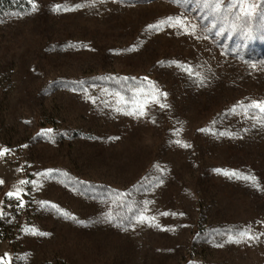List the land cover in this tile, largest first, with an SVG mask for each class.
Wrapping results in <instances>:
<instances>
[{
    "label": "rangeland",
    "instance_id": "obj_1",
    "mask_svg": "<svg viewBox=\"0 0 264 264\" xmlns=\"http://www.w3.org/2000/svg\"><path fill=\"white\" fill-rule=\"evenodd\" d=\"M7 1L0 147L12 151L0 158V256L12 264H264V237L228 241L248 227L264 233V190L215 171L254 175L264 188V125L237 107L264 101V0H250L248 16L229 6L235 0L218 13L197 0H104L69 12L52 7L85 0H35L38 10L22 16L12 15L20 0ZM181 13L195 35L147 27ZM148 82L167 93L168 108L153 104L144 118L115 110L113 93L130 96ZM48 129L51 139L38 135ZM37 179L39 188L21 186L24 208L6 197L20 180ZM145 201L160 227L133 219ZM28 226L49 235L26 234Z\"/></svg>",
    "mask_w": 264,
    "mask_h": 264
},
{
    "label": "snow or ice",
    "instance_id": "obj_2",
    "mask_svg": "<svg viewBox=\"0 0 264 264\" xmlns=\"http://www.w3.org/2000/svg\"><path fill=\"white\" fill-rule=\"evenodd\" d=\"M180 2H185V0H180ZM198 3H203L205 8H210L213 12H219L221 10V6L223 3V0H197ZM97 3H104V0H85L84 3H77L72 6H68L66 4H56L52 7V11L54 12H69V11H75L84 7H94ZM25 5L28 7L25 8ZM232 8L238 9V15L239 16H248L251 15L252 12L256 10V5L252 4L250 0H235L234 3H231L229 5ZM261 6H264L262 4ZM20 7L23 9L19 13H12L13 16L16 15H28L33 12H36L38 10L37 3L35 0H20ZM149 30L153 31H160L163 30L165 27L167 28H174L178 30V34H187V35H195L197 31V24L189 19L187 13H181L175 17L169 16L161 21H159L156 24H151L147 26ZM170 63L176 64V61H171ZM181 68L182 71L187 72L190 76L193 75V68L188 65H177ZM253 68L256 67L255 64L252 65ZM195 77L197 78L196 82L199 85H203L205 81V77H202L199 72H195ZM127 79V78H125ZM146 79V78H145ZM80 90H82L85 95H87V88L83 87V82H79ZM115 99V104L117 107L115 110L117 112H123L126 115L133 116L135 118H144L148 116V113L150 111V108L153 104L159 106L162 109L168 108L169 105L162 102V98L166 99L167 93L160 91L152 82H148L147 88L140 87L137 89L132 90V94L130 96H123L121 93L116 92L112 94ZM89 99H91L89 97ZM107 103V102H106ZM237 107L241 109L246 118H250L254 120L257 124L264 125V101H251L250 103L244 104L241 102ZM237 107H233L230 111L236 112ZM255 109L257 110V113H253L251 116H249L250 110ZM153 123H155V119L152 120ZM25 123H28V121H25ZM182 131L181 128L175 129L174 134L179 137L180 133ZM199 131L207 132L209 129H200ZM52 129L46 130V132H41L38 135H48L51 139ZM220 136H234L235 133L231 132H220ZM175 144H177L180 147L183 148H190L191 144L185 143L181 139H176L173 141ZM12 149L8 147H0V158H3L7 153L11 152ZM23 167V166H22ZM21 168H18L17 171H21ZM217 173H220L222 175H225L227 177L235 178L238 180H245L249 181L253 187L257 188L258 190H264V188H261V185L257 182V178L254 175L251 174H244L236 170H225V169H215ZM52 174V170H48L43 173H37V177L40 179H48ZM40 179L37 180H20L18 185L14 186V190L7 192L5 195L8 198H15L18 201L17 207L22 209L25 207V201L23 199L24 195H27L25 193L24 188L21 187L22 185H28L31 184L36 188H39L41 186ZM5 181L3 179H0V185L4 184ZM160 183H163L161 180ZM119 195L118 194V198ZM152 203L151 201H145L144 207L138 211V213L133 217L135 222L137 224H149V226H155L160 227L158 223H156V216L152 215L149 216L147 213L150 211L148 208V204ZM4 205V201H0V206ZM42 206H48L52 209H55L56 212L60 215L68 216L69 214L66 212H63L60 208L57 207L55 204L48 205L47 202H41ZM7 213L4 212L3 207H0V217L6 216ZM159 215L162 216H168V215H177V213H169V212H162L159 213ZM182 215V213H180ZM72 219H75L74 217H71ZM108 220H112L113 217L109 215L107 217ZM24 232L26 234L31 235H38V236H47L49 233L40 231L35 226H28L25 227ZM261 237H264V233H259L258 235L254 232V230L251 227H248L245 230L238 231L234 235H229L228 241L232 243H241V242H248V241H256L259 240ZM0 264H12V258L9 256L8 253H5L4 256H0Z\"/></svg>",
    "mask_w": 264,
    "mask_h": 264
},
{
    "label": "trees",
    "instance_id": "obj_3",
    "mask_svg": "<svg viewBox=\"0 0 264 264\" xmlns=\"http://www.w3.org/2000/svg\"><path fill=\"white\" fill-rule=\"evenodd\" d=\"M9 2L10 1H7V0H0V5H1V7L4 8L5 6H8Z\"/></svg>",
    "mask_w": 264,
    "mask_h": 264
}]
</instances>
